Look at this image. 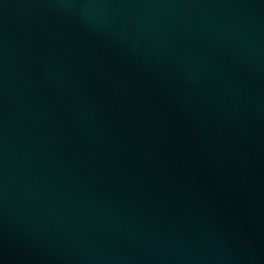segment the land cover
Returning a JSON list of instances; mask_svg holds the SVG:
<instances>
[{"label": "water", "instance_id": "obj_1", "mask_svg": "<svg viewBox=\"0 0 264 264\" xmlns=\"http://www.w3.org/2000/svg\"><path fill=\"white\" fill-rule=\"evenodd\" d=\"M0 264H264V0H0Z\"/></svg>", "mask_w": 264, "mask_h": 264}]
</instances>
